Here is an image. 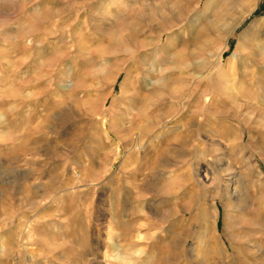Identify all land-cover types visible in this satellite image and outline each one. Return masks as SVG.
I'll return each instance as SVG.
<instances>
[{"label": "rangeland", "instance_id": "374dc122", "mask_svg": "<svg viewBox=\"0 0 264 264\" xmlns=\"http://www.w3.org/2000/svg\"><path fill=\"white\" fill-rule=\"evenodd\" d=\"M262 23L264 0H0V264H264Z\"/></svg>", "mask_w": 264, "mask_h": 264}, {"label": "bare ground", "instance_id": "6f19581e", "mask_svg": "<svg viewBox=\"0 0 264 264\" xmlns=\"http://www.w3.org/2000/svg\"><path fill=\"white\" fill-rule=\"evenodd\" d=\"M148 19V18H147ZM241 22V19H237L234 23V25L232 26V30H234ZM262 28L264 29V23L261 24ZM261 33V32H260ZM244 36V35H243ZM261 38H264V34L260 35L258 37H256L255 39H251V42L248 43L244 40L243 37H241L242 41H245V44L248 45H252L254 46V48H251V54L255 55V50L257 48L258 51H263L262 49V45H261ZM264 47V46H263ZM223 52V51H222ZM240 52V51H239ZM220 56V55H219ZM222 59V58H221ZM263 59V58H262ZM171 83H167V84H163L162 87L160 89H150V90H146V95L145 98H148L150 96H157L159 95V90L160 91H164L166 94H168V96L171 97H176L177 95H179L181 93V88L180 86L177 87H172V85H170ZM141 87H143L141 85ZM144 89V88H143ZM150 101V102H149ZM210 98H206L204 100V108H209L210 106ZM153 102L151 100H145V103L143 104L142 108H140L137 112V115L139 117H146V118H150L156 115L151 114L148 111V107L152 106ZM235 110V109H234ZM239 110V109H238ZM237 110V111H238ZM228 112V111H227ZM168 115V114H167ZM166 117H169L167 116ZM202 118V117H201ZM203 122V121H202ZM246 123V122H245ZM229 128V127H228ZM227 131V130H226ZM171 129L169 130L168 134H167V139H163L161 142V149H160V153H159V158H162L165 163L167 165H172V161L180 156H182L185 152V149L188 150V148L191 147V137H192V133L189 130H184L181 131L180 133H178L177 136H175L174 138H172L170 140L171 137ZM245 133V132H244ZM124 135V134H123ZM122 136V135H121ZM244 139V134L241 137V140ZM139 146V145H138ZM193 149V147H192ZM198 149V148H197ZM194 150V149H193ZM192 151V150H191ZM190 151V152H191ZM194 153V151H193ZM199 154V153H198ZM196 156V154H195ZM182 158V157H181ZM159 161V160H158ZM175 165V164H174ZM213 176H209L206 175L204 176L207 179V182L209 184H214L217 180V175L212 174ZM210 177V178H209ZM2 183V181L0 180V184ZM10 183V182H8ZM10 184L13 185V187H15L17 185V181L14 180L12 181ZM163 189L162 186L159 185V181L156 182H148L143 189L141 188V193H137L136 196L134 197V201H133V205H132V218H128L127 221H132L133 219H136V217L138 216V214L141 213V208H140V204H141V200L144 197L145 193H149V192H153V193H157V192H161ZM116 194V193H115ZM160 194V193H159ZM119 196L116 197V212H117V222L119 225H125L126 221L124 220L125 217H127V208H126V203L124 202L123 197L121 196L122 194L119 192L118 194ZM146 195V194H145ZM201 200V199H200ZM204 199L202 198V202L201 205L204 204ZM135 205V206H134ZM15 214V213H14ZM13 214V216L15 217V215ZM4 225L0 222V231L3 229ZM137 237L139 239H143V236H139V234L137 233ZM11 251V250H10ZM124 259V258H123ZM120 260V259H119Z\"/></svg>", "mask_w": 264, "mask_h": 264}]
</instances>
